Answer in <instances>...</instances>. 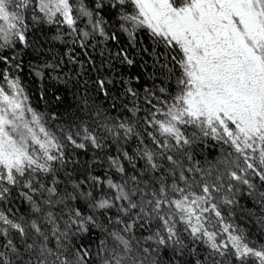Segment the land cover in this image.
I'll use <instances>...</instances> for the list:
<instances>
[{"label":"snow or ice","instance_id":"1","mask_svg":"<svg viewBox=\"0 0 264 264\" xmlns=\"http://www.w3.org/2000/svg\"><path fill=\"white\" fill-rule=\"evenodd\" d=\"M238 209L264 232V0H0V264H264Z\"/></svg>","mask_w":264,"mask_h":264},{"label":"trees","instance_id":"2","mask_svg":"<svg viewBox=\"0 0 264 264\" xmlns=\"http://www.w3.org/2000/svg\"><path fill=\"white\" fill-rule=\"evenodd\" d=\"M119 46L125 47L128 53L131 55L133 59L136 60L137 63L131 68L127 66L117 65L118 75L135 76L138 73H146V70L140 66L145 61L148 62V69L149 70L151 69V57L149 56V53L143 51V49L145 48L150 49L152 47V42L145 32H141L138 34L137 47L135 48H133L132 46H129L127 44V37L121 34V44ZM58 47H60V50L63 51L62 46H58ZM109 47H111L113 52H115L116 48L113 47L111 42H109ZM77 51H80V50L77 49ZM88 51L92 52V49L90 48ZM93 55H96L98 57V52L93 53ZM81 58H85V57H83V55L81 54ZM29 63H42V58L39 56H33L31 58H26L24 70L19 73L20 79L23 83V86L26 89L27 94L30 97V102L32 106L39 112L50 113L52 110H55L56 106L53 104L51 105V108H50L45 103L44 100L40 99L41 91L42 90L45 91L47 93V97L51 98L53 95V91L57 89L62 90L63 85H57L54 82L47 80V79L41 82L37 77H35L34 74L30 73L29 67H28ZM173 87H174V81H173ZM67 100H68V103H72V96L70 93L67 97ZM72 111H74V109H69V112H72ZM111 114L113 116L116 115V113L114 112ZM208 151H212V149H209ZM89 155H91V153H89ZM241 203L245 207H249L251 205L250 201H242ZM236 216L241 226L246 227L249 230L253 239L258 238L260 242H264V232H261L259 230L258 225L256 224V221H255V218L250 217V214L247 211H244L242 209L237 210Z\"/></svg>","mask_w":264,"mask_h":264}]
</instances>
